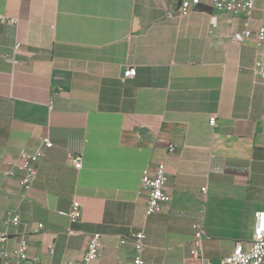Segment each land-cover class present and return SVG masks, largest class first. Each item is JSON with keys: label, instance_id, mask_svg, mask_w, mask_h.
Masks as SVG:
<instances>
[{"label": "crops", "instance_id": "0c3cea01", "mask_svg": "<svg viewBox=\"0 0 264 264\" xmlns=\"http://www.w3.org/2000/svg\"><path fill=\"white\" fill-rule=\"evenodd\" d=\"M180 1L0 0V13L17 17L0 24L5 250L25 237L29 258L76 262L99 232L98 263L131 264V234L143 230L147 264H201L190 252L196 222L210 264L250 242L264 210V44L231 35L264 22V0H255L248 21L211 0L186 8ZM127 66L136 73L122 79ZM46 136L52 146L23 190L19 172L3 171ZM69 152L81 154L80 168ZM157 162L171 199L146 216L142 172ZM73 200L82 210L75 224ZM7 215L18 221L5 223Z\"/></svg>", "mask_w": 264, "mask_h": 264}, {"label": "built area", "instance_id": "2783aa9c", "mask_svg": "<svg viewBox=\"0 0 264 264\" xmlns=\"http://www.w3.org/2000/svg\"><path fill=\"white\" fill-rule=\"evenodd\" d=\"M202 0H181L179 8L197 6ZM213 7L217 10L231 12L233 14H244L246 20H250L251 12L254 8L255 0H211ZM17 23V17L10 16L5 13H0L1 23ZM231 38L236 42L244 40H253L256 45L264 44V22H261L255 29L248 25L241 31L234 32ZM20 43L16 42L13 46L15 54L20 52ZM13 62H17L16 57L12 58ZM261 71L260 62L255 64V72L259 74ZM136 69L134 66H127L122 74V79L134 76ZM208 123L211 126L216 125V116L212 114L209 117ZM52 146V141L49 137H43L41 146L34 151L21 150L18 153L17 160L13 166L7 167L3 172L7 176H12L19 172V185L23 190L29 189L36 177V161L44 155V149ZM175 145L172 142L167 144L169 152L174 151ZM67 158L75 168L81 167V154L69 152ZM166 170L163 162H157L152 168H145L142 172L141 189L146 193L145 215L150 216L159 212L164 203L171 199L170 193L166 190ZM205 190V188H202ZM81 204L78 200H73L67 212L71 224H75L81 217ZM18 217L7 215L4 222H17ZM37 227L41 228L42 223H37ZM193 247L191 249L192 256L196 257L201 264H210L206 261L202 252V240L205 236L203 224L196 222L193 224ZM75 229L70 226L67 229V234H75ZM6 233H0V258L1 264H44L38 259L29 258L27 253L28 243L25 237H21L19 245L14 252H8L3 248L6 241ZM145 232L143 230L136 231L131 234L132 247L134 254L131 264H147L143 258ZM101 235L99 232L91 233L87 237L86 248L79 261H67L60 264H99L100 257ZM52 250V245H49ZM219 264H264V210L257 211L255 214V224L250 242L246 245L237 243L232 248L231 252L223 256Z\"/></svg>", "mask_w": 264, "mask_h": 264}]
</instances>
